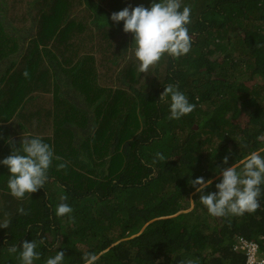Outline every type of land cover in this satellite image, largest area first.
Listing matches in <instances>:
<instances>
[{
    "label": "trees",
    "instance_id": "trees-1",
    "mask_svg": "<svg viewBox=\"0 0 264 264\" xmlns=\"http://www.w3.org/2000/svg\"><path fill=\"white\" fill-rule=\"evenodd\" d=\"M151 3L0 0V160L9 140L19 148L38 136L67 161L57 171L63 161L53 160L44 188L23 199L0 164V222L11 221L0 228V264H20L7 248L41 238L35 264L56 251L64 264H84L85 252L97 264H247L239 238L264 253V186L254 213L213 217L189 183L211 179L205 194L215 192L219 169L264 156V0H181L190 52L141 73L133 35L111 14ZM168 84L194 111L168 118L158 101ZM157 152L165 161L154 163ZM61 196L74 220L55 216Z\"/></svg>",
    "mask_w": 264,
    "mask_h": 264
},
{
    "label": "clouds",
    "instance_id": "clouds-1",
    "mask_svg": "<svg viewBox=\"0 0 264 264\" xmlns=\"http://www.w3.org/2000/svg\"><path fill=\"white\" fill-rule=\"evenodd\" d=\"M182 9V10H181ZM111 20L118 24L123 21V31L133 35L135 57L139 61V71L147 73L149 68L159 62L165 54L173 59L188 54L192 47V37L188 25L191 24L190 6H182L181 0H152L150 7L139 5L125 7L113 12ZM28 75L27 71L24 73ZM158 101L169 104V119H180L195 109V104L189 102L188 97L179 90L176 84H168L159 96ZM258 139H264L259 137ZM11 154L0 160L10 172L7 188L11 196L23 199L25 194L37 192L44 188L49 180V169L53 160L63 161L55 155L53 147L45 143L40 137H24L17 148L11 140ZM165 156L159 152L155 154L156 161H165ZM229 157L223 158V164H228ZM67 161L56 165L57 171L66 169ZM239 169V171H238ZM220 182L215 184L217 191L205 194V189L211 187L213 181L199 177L190 180V185L199 193L200 203L206 207L213 217L243 216L245 213H254L261 207L259 198L264 186V156L259 151H253L239 163L219 169ZM68 197L61 196L60 203L55 208V216H71L73 208L66 203ZM19 214L27 215L25 208L17 209ZM7 216V213H5ZM11 226L9 219L0 222V228L8 229ZM31 228V225L28 226ZM46 243L44 238L24 240L17 246L7 248L10 255H17L20 264H35L40 259L38 247ZM56 240L55 248H61ZM65 252L56 251L53 257L46 260V264H64ZM84 264H97L99 255L85 252L82 256ZM180 264H196L192 260L181 261Z\"/></svg>",
    "mask_w": 264,
    "mask_h": 264
},
{
    "label": "built area",
    "instance_id": "built-area-1",
    "mask_svg": "<svg viewBox=\"0 0 264 264\" xmlns=\"http://www.w3.org/2000/svg\"><path fill=\"white\" fill-rule=\"evenodd\" d=\"M264 242V238H262ZM235 251L244 252L247 257V264H264V253L260 249V245L255 241H248L239 238Z\"/></svg>",
    "mask_w": 264,
    "mask_h": 264
},
{
    "label": "rangeland",
    "instance_id": "rangeland-1",
    "mask_svg": "<svg viewBox=\"0 0 264 264\" xmlns=\"http://www.w3.org/2000/svg\"><path fill=\"white\" fill-rule=\"evenodd\" d=\"M214 59H216L217 58V60H221V55H216V57H213ZM192 208H193V206H190V211L192 210Z\"/></svg>",
    "mask_w": 264,
    "mask_h": 264
}]
</instances>
